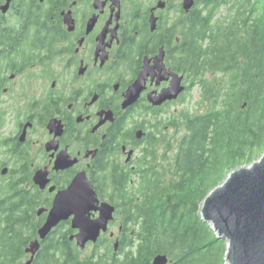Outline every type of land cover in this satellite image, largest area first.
<instances>
[{"label":"trees","instance_id":"16d2710c","mask_svg":"<svg viewBox=\"0 0 264 264\" xmlns=\"http://www.w3.org/2000/svg\"><path fill=\"white\" fill-rule=\"evenodd\" d=\"M179 36L164 43L166 63L185 78L177 103L197 90V109L150 106L135 168L116 162L91 176L99 197L116 207L121 231L82 251L64 223L34 264H153L158 256L169 264H226L227 243L201 207L230 173L264 154V0H197ZM21 179L10 178L0 200V264L23 263L46 220L38 212L53 205L49 193L26 189Z\"/></svg>","mask_w":264,"mask_h":264},{"label":"flooded vegetation","instance_id":"af4514ba","mask_svg":"<svg viewBox=\"0 0 264 264\" xmlns=\"http://www.w3.org/2000/svg\"><path fill=\"white\" fill-rule=\"evenodd\" d=\"M185 1L0 0V200L10 178L38 187V171L50 180L38 188L54 200L79 172L91 180L116 162L135 168L149 134V95L172 78L149 79L127 109L126 94L147 58L162 49L167 56L164 43L180 41L179 27L197 6L186 10ZM175 103L152 107L162 113ZM31 256L26 251L22 264Z\"/></svg>","mask_w":264,"mask_h":264},{"label":"water","instance_id":"95a60500","mask_svg":"<svg viewBox=\"0 0 264 264\" xmlns=\"http://www.w3.org/2000/svg\"><path fill=\"white\" fill-rule=\"evenodd\" d=\"M10 1V0H9ZM194 7V0H186L184 8ZM70 15L66 16L73 25ZM73 28L70 27V30ZM166 52L162 49L158 56L144 61V67L134 84L127 91L123 107L133 106L147 88L149 79L158 83L169 81L170 86L161 93H151L149 101L154 107L167 102L178 101L186 91L184 76L167 69ZM153 62V63H152ZM65 170L66 168H59ZM6 172V171H5ZM35 184L45 190L50 184L48 174L38 171ZM50 193L57 189L51 187ZM45 210H40L42 215ZM117 209L107 201H102L85 171L77 173L70 186L56 193L46 221L39 231V238L31 243L27 253L32 264L40 251L41 242L63 223H71L76 234L71 237L77 246L85 251L89 244H96L103 234H107L110 224L115 221ZM201 216L211 225L218 238L227 243L226 264H264V154L250 166H243L229 174L228 178L215 188L201 207ZM114 237V233H111ZM119 242L115 248L118 250ZM166 256H158L153 264H169Z\"/></svg>","mask_w":264,"mask_h":264},{"label":"rangeland","instance_id":"374dc122","mask_svg":"<svg viewBox=\"0 0 264 264\" xmlns=\"http://www.w3.org/2000/svg\"><path fill=\"white\" fill-rule=\"evenodd\" d=\"M226 14V10H221V15L224 16ZM199 99V92L197 90H194L191 92L190 95L187 96V100L184 103H177V105H174L170 108L171 112H180L183 110H190L194 112L197 109V102ZM112 232L115 234H118L119 232V226H115L112 229Z\"/></svg>","mask_w":264,"mask_h":264}]
</instances>
